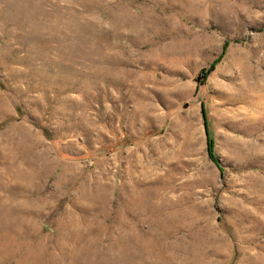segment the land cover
<instances>
[{"label": "rangeland", "instance_id": "rangeland-1", "mask_svg": "<svg viewBox=\"0 0 264 264\" xmlns=\"http://www.w3.org/2000/svg\"><path fill=\"white\" fill-rule=\"evenodd\" d=\"M0 264H264V0H0Z\"/></svg>", "mask_w": 264, "mask_h": 264}, {"label": "trees", "instance_id": "trees-1", "mask_svg": "<svg viewBox=\"0 0 264 264\" xmlns=\"http://www.w3.org/2000/svg\"><path fill=\"white\" fill-rule=\"evenodd\" d=\"M208 139H209V148H210V150H212L213 141H212V138L209 135H208Z\"/></svg>", "mask_w": 264, "mask_h": 264}]
</instances>
